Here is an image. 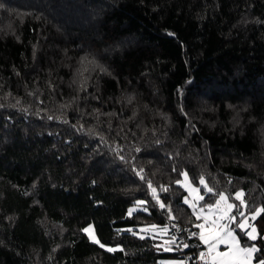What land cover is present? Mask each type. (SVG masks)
Segmentation results:
<instances>
[{"label": "trees", "instance_id": "16d2710c", "mask_svg": "<svg viewBox=\"0 0 264 264\" xmlns=\"http://www.w3.org/2000/svg\"><path fill=\"white\" fill-rule=\"evenodd\" d=\"M0 4V264L183 262L182 172L264 207V0Z\"/></svg>", "mask_w": 264, "mask_h": 264}, {"label": "snow or ice", "instance_id": "6c2138e0", "mask_svg": "<svg viewBox=\"0 0 264 264\" xmlns=\"http://www.w3.org/2000/svg\"><path fill=\"white\" fill-rule=\"evenodd\" d=\"M0 7H3V5L0 4ZM84 71H87V69L85 68ZM101 71H104V69H101ZM82 74L83 73H81V75ZM81 86L83 87V84ZM49 118L51 119V117ZM121 159H123V157H121ZM181 175L183 176V181L177 180L176 183L181 185L182 187H185L189 193V196L192 198L190 200L189 197H185L183 202L190 205L197 220H204V223L195 225L196 228L200 229L198 233H190V236L192 237L198 236L199 241L207 246V252H200L199 259L201 261H204V264H253L254 254L258 252L259 249L255 246L241 247L237 237L234 234L233 229L230 227V224L234 223L237 219L235 215H230L232 210L236 208L237 205L234 203H230L229 197L224 193H215L211 187H208L204 177L201 176L199 178V184L204 186V190L206 191V193L218 195L219 197L213 204H208L205 206L208 209V213L204 214L205 208L200 207L197 210V203L192 202H198L204 199L203 195H199L200 189L192 185V183L189 181L187 172H182ZM143 178L144 177L141 176V179ZM147 184L152 191L153 197L158 200L157 189L152 186L151 181H147ZM161 191H167V189L162 187ZM243 195L244 193L242 191H239L235 193V199L240 201L241 206L246 207V204L243 200ZM144 203V201H138V204ZM160 207L163 209L166 206L162 202H160ZM168 210L170 211V207L168 208ZM262 212H264V207L256 209L252 214V218L255 219V217ZM238 214L242 218L244 217V212L242 210H238ZM129 215H131V210L129 211ZM212 217L215 218L213 219ZM170 218L174 219V217ZM222 221L227 222L222 223ZM245 225L246 219H242V222L237 224L236 227L244 230L245 235H247L250 239L255 240L257 238V236L255 235L256 229L253 227L251 231H247ZM156 227V225H152L150 226V229H141V231L154 230L156 229ZM83 231L89 233L93 241L99 244L100 247H105V245L101 244L98 239L91 235L88 228L84 229ZM161 231L166 233L168 229L164 228L161 229ZM141 238L143 239L144 237ZM174 244H176L175 236H173L170 240H165L162 245H157V247L163 248L164 251H172L173 249L171 245ZM164 245H168V247H164ZM221 245H225L227 250L223 252L219 251ZM183 246L185 248L189 247L188 244H184ZM107 250L116 251L117 249L108 248ZM119 250L123 251V249ZM180 264H184V262H180ZM256 264H264V257L258 259L256 261Z\"/></svg>", "mask_w": 264, "mask_h": 264}, {"label": "rangeland", "instance_id": "374dc122", "mask_svg": "<svg viewBox=\"0 0 264 264\" xmlns=\"http://www.w3.org/2000/svg\"><path fill=\"white\" fill-rule=\"evenodd\" d=\"M181 181H183V176H182V179H181ZM190 181V180H189ZM184 189H186L185 187H183ZM186 191H187V189H186ZM239 192V191H238ZM199 195H202L201 193H199ZM189 196V193H188V191H187V195H186V197H188ZM190 197V196H189ZM190 200L192 199L191 197L189 198ZM243 200H244V195H243ZM201 201V200H200ZM200 201H198V202H196V201H192V202H194V203H197V210L200 208V207H204L205 208V213L204 214H207L208 213V209L205 207V206H201L200 205ZM230 202V201H229ZM245 202V201H244ZM230 203H232V202H230ZM238 210H242L243 212H244V217L242 218L239 214H238ZM253 214V213H252ZM252 214H250V215H246L245 214V207H243V206H241V204H240V201H239V206H237L236 208H234L233 210H232V212L230 213V215H235L236 217H237V219H236V221L234 222V223H232V224H230V227L233 229V231H234V234H235V236L237 237V239H238V241H239V243H240V246L241 247H251V246H255L256 247V245H247V246H244V245H242L241 244V242H240V239H239V237H238V235L236 234V232H235V229H234V225L236 226L237 224H239L240 222H242V219H246V225H245V227H246V230L247 231H251V229L254 227L255 228V225H254V220L255 219H253L252 218ZM203 215V214H202ZM258 216V215H257ZM256 216V217H257ZM255 217V218H256ZM213 219L215 218V217H212ZM227 221H222V223H226ZM198 223L199 224H201V223H204V220L203 219H200L199 221H198ZM86 228H88L89 230H90V233H91V235L92 236H94L96 239H98V237H97V235H96V233H95V230H94V227H93V225H89V226H87ZM85 228V229H86ZM256 229V228H255ZM199 231H200V229H199ZM242 231H244V230H242ZM245 232V231H244ZM86 234H87V236L89 237V239L92 241V242H94L93 241V239L90 237V234L89 233H87V232H85ZM255 235L256 236H258V233H257V230H256V233H255ZM247 236V235H246ZM248 237V236H247ZM249 238V237H248ZM250 239V238H249ZM250 240H252V239H250ZM95 243V242H94ZM104 245V244H103ZM104 249H108V248H113V249H116V247H111V246H109V245H105V247H103ZM227 250V248H226V246L225 245H221L220 246V248H219V251H221V252H223V251H226ZM179 260H169V262H171V263H173V262H178ZM253 264H256V261H255V254H254V260H253Z\"/></svg>", "mask_w": 264, "mask_h": 264}, {"label": "built area", "instance_id": "2783aa9c", "mask_svg": "<svg viewBox=\"0 0 264 264\" xmlns=\"http://www.w3.org/2000/svg\"><path fill=\"white\" fill-rule=\"evenodd\" d=\"M171 226L173 230L175 231V233L179 236L180 242L189 240L191 247L199 249L197 253L189 254L185 256V258L183 259L184 264H204V261H201L199 259V253L202 251L204 252H207V251L205 250V248L201 249L202 242L199 241L198 236L197 237L190 236L191 232L198 233L199 231L193 229L192 227H184L178 221L173 222Z\"/></svg>", "mask_w": 264, "mask_h": 264}, {"label": "crops", "instance_id": "0c3cea01", "mask_svg": "<svg viewBox=\"0 0 264 264\" xmlns=\"http://www.w3.org/2000/svg\"><path fill=\"white\" fill-rule=\"evenodd\" d=\"M197 224H199V223H197ZM198 231H199V229H198ZM202 244H203V243H202ZM203 245H204V244H203ZM204 247H205V250L207 251V246L204 245ZM169 260H174V259L163 260V261H161V262H159V263H156V264H180V262H181V261H178V262H173V263H171V262H169Z\"/></svg>", "mask_w": 264, "mask_h": 264}]
</instances>
